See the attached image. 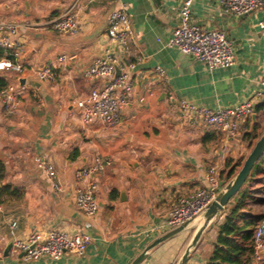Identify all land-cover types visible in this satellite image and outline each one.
<instances>
[{"label": "crops", "instance_id": "obj_1", "mask_svg": "<svg viewBox=\"0 0 264 264\" xmlns=\"http://www.w3.org/2000/svg\"><path fill=\"white\" fill-rule=\"evenodd\" d=\"M182 4L183 0H0V18L20 23L16 39L23 49L16 62L24 68L0 75L9 84L26 78L14 114L0 99V164L5 169L0 170V264H131L146 249L141 264H178L204 215L155 243L172 231L159 230L160 224L182 197L208 186L211 167L224 185L228 163L232 161L236 174L254 146L245 137L253 129L252 118L231 137L184 120L180 100L213 109L249 99L264 104V5L239 16L217 0H194L192 21L225 32L234 45L236 65L210 68L168 45L180 24ZM122 5L132 16L134 33L127 52L116 53L131 92L121 123L108 129L98 122L87 124L76 101L104 84V78L91 80L83 71L109 50V15ZM67 10L77 14L76 34L59 33L51 26ZM40 66H49L54 79L41 80L35 74ZM101 157L110 158L111 164L97 177L100 211L89 216L76 205L75 172ZM36 158L54 166L63 190L54 189ZM263 177L257 176L253 188L264 184ZM259 198L253 212L264 214V194ZM225 215L224 210L203 231L186 264H207ZM51 230L86 231L92 242L84 255L65 252L57 259L25 260L15 238ZM253 264H264V254Z\"/></svg>", "mask_w": 264, "mask_h": 264}, {"label": "built area", "instance_id": "obj_2", "mask_svg": "<svg viewBox=\"0 0 264 264\" xmlns=\"http://www.w3.org/2000/svg\"><path fill=\"white\" fill-rule=\"evenodd\" d=\"M227 11L239 16L256 12L264 5V0H217ZM194 0H183L179 10L180 24L174 29L168 40V45L179 48L183 53L192 56L210 68L231 67L237 64L233 42L225 32L215 29H207L192 21V3ZM264 28V21L260 22ZM52 28L59 33L76 34L80 31V23L77 14L67 10L55 17L51 23ZM20 23L16 20L0 18V47L15 49L12 53L16 56L23 47L16 39L19 34ZM133 19L125 5L113 10L108 19V36L110 47L105 56L96 59L92 65L87 67L83 74L85 77L95 80L104 78V84L92 88L88 95L78 99L76 106L81 112L83 120L87 124L98 122L108 129L119 126L122 120L124 108L129 102L131 84L128 73L121 65V58L117 56L116 50L123 54L127 52L128 46L133 38ZM64 56L59 58L60 61ZM116 66L121 73L116 75ZM24 72L22 64L10 59H0V72ZM159 73L164 75V69L159 68ZM35 74L41 80L54 79L55 75L49 66H40L35 69ZM264 85V75L261 78ZM25 85L19 83L18 79L10 83L6 88L0 89V99L9 114H14L19 106L20 97ZM259 95H262L260 92ZM181 117L193 125L204 126L223 132L227 136H235L241 129L242 123L251 118L255 113L256 104L249 99L232 106L224 108H210L199 106L196 103L181 99L179 103ZM40 168L45 170L46 176L51 181L55 190H63L62 185L55 180L54 166L41 158H36ZM111 164V159L101 157L92 164L80 167L75 172L77 183L75 201L81 212L94 216L100 211L97 198V177L104 173ZM206 178L208 186L201 187L179 200L163 222L159 230L168 231L185 226L195 220L215 200L222 188L216 169L211 167ZM1 210V206H0ZM15 235V228L11 229ZM92 242V236L88 232L68 233L60 230H51L47 234L36 233L26 239L15 238V246L23 253L27 261H35L41 257L48 256L59 258L65 252L84 255ZM253 259L255 263L260 262L264 254V221L257 224L253 235Z\"/></svg>", "mask_w": 264, "mask_h": 264}, {"label": "trees", "instance_id": "obj_3", "mask_svg": "<svg viewBox=\"0 0 264 264\" xmlns=\"http://www.w3.org/2000/svg\"><path fill=\"white\" fill-rule=\"evenodd\" d=\"M12 52L11 49L0 47V59L7 57L16 61V56ZM8 85V80L0 75V89H4ZM255 113L257 114V121L254 123L253 129L247 132L245 136L251 145L255 144L254 141L263 134L264 104L256 105ZM231 164L232 161L227 166L230 167L227 173L228 180L235 175L236 171L235 168L231 167ZM0 170H5L3 164H0ZM263 174L264 155L253 168L244 187L226 207V215L219 226V233L207 264H253V235L257 224L264 219V214L253 212V203L261 201V198L256 195L257 189L253 187L254 182L257 181V176ZM258 181L261 183L262 179Z\"/></svg>", "mask_w": 264, "mask_h": 264}, {"label": "water", "instance_id": "obj_4", "mask_svg": "<svg viewBox=\"0 0 264 264\" xmlns=\"http://www.w3.org/2000/svg\"><path fill=\"white\" fill-rule=\"evenodd\" d=\"M121 73V69L116 66V75ZM20 82L22 85H25L26 78H21ZM257 114L253 113L252 115V123L257 121ZM264 155V133L258 138L255 142L251 152L245 159L241 168L236 172V174L228 180L220 191L218 192L215 200L208 206L206 211L204 212V223L199 227L197 232L195 233L189 247L179 260L178 264H186L192 251L197 246L198 241L203 233V231L210 225L214 218L220 216V214L226 209L231 199L240 192V190L244 187L247 179L249 178L253 168L260 160V158ZM185 226H180L171 232L167 233L163 238L157 239L155 243H159L162 240H165L176 233L180 232ZM148 249L142 252L139 256H137L131 264H141L145 258L147 257Z\"/></svg>", "mask_w": 264, "mask_h": 264}, {"label": "rangeland", "instance_id": "obj_5", "mask_svg": "<svg viewBox=\"0 0 264 264\" xmlns=\"http://www.w3.org/2000/svg\"><path fill=\"white\" fill-rule=\"evenodd\" d=\"M257 119V117H256ZM263 125H264V120H263ZM264 133V130H263ZM257 140H255L254 142H256ZM264 180V177H263ZM257 190L263 191L264 192V184L263 185H257ZM263 192L260 193V195H257L258 197L261 196V194H264Z\"/></svg>", "mask_w": 264, "mask_h": 264}]
</instances>
